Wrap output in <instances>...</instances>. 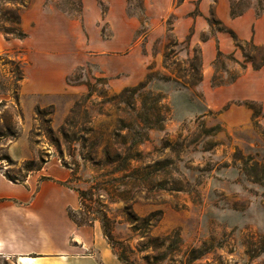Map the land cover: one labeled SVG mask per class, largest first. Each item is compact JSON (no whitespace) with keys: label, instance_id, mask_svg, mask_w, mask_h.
Masks as SVG:
<instances>
[{"label":"rangeland","instance_id":"rangeland-1","mask_svg":"<svg viewBox=\"0 0 264 264\" xmlns=\"http://www.w3.org/2000/svg\"><path fill=\"white\" fill-rule=\"evenodd\" d=\"M231 2L234 13L263 5ZM37 9L83 19L81 0H0V36L26 39L25 18ZM127 14L141 23L136 39L149 56L146 75L134 86H119L89 67L70 77L73 91L25 96L24 65L14 59L19 47H0V99L7 102L0 125L12 115L17 133L16 139L0 138V156L9 154L16 163L0 161V168L13 177L24 174L19 170L26 161L67 169L65 184L77 201L67 211L80 210L81 192L92 211L106 213L112 235L105 239L122 264H264L260 105L248 104V121L230 116L228 108L210 109L200 48L179 42L169 17L156 23L164 31L147 52L154 24L146 0H128ZM240 45L249 60L264 64L263 48ZM219 58L214 86L232 82L243 70L231 55ZM17 95L20 116L11 108ZM60 205H45L41 213L64 216ZM93 225L103 232L100 221Z\"/></svg>","mask_w":264,"mask_h":264},{"label":"crops","instance_id":"crops-1","mask_svg":"<svg viewBox=\"0 0 264 264\" xmlns=\"http://www.w3.org/2000/svg\"><path fill=\"white\" fill-rule=\"evenodd\" d=\"M104 1L106 11L99 0H81L82 21L56 9H37L25 18L29 23L26 39L8 42L0 36L1 49L19 47L14 59L24 65L23 95L73 91L70 77L89 67L122 87L143 80L149 56L136 39L141 23L127 14L128 0ZM262 3L260 11L252 4L234 13L231 0H146L147 15L154 24L146 35L147 52L163 34L164 28L157 22L172 17L176 39L200 48L209 108H228L230 116L248 121L253 118L248 104H259L264 114V64L255 67L234 37L240 44L264 49V0ZM219 51L221 56L231 55L243 70L232 82L214 86ZM69 176L67 169L47 163L20 184L0 170V264H122L98 226L79 227L69 216L67 208L77 206L74 191L65 184ZM50 204H61L64 216L42 214Z\"/></svg>","mask_w":264,"mask_h":264},{"label":"trees","instance_id":"trees-1","mask_svg":"<svg viewBox=\"0 0 264 264\" xmlns=\"http://www.w3.org/2000/svg\"><path fill=\"white\" fill-rule=\"evenodd\" d=\"M9 1H21V0H9ZM6 33H11L8 30H5ZM235 41H236V45L241 47L240 42L237 41L236 37ZM242 48V47H241ZM222 55V53L219 51L218 56L220 57ZM220 59V58H219ZM253 63L254 61L251 60ZM255 67H259L254 63ZM141 86V85H140ZM15 99V103L13 105H11V108H14L16 111V116H20L21 112L19 109V104L17 102L18 100V95L13 97ZM7 106V102L6 101H2L0 102V108ZM39 113H41L40 110H38ZM8 115V114H7ZM1 120L3 121V124L0 125V138L2 137H11L13 139L17 138V133L15 132V128H14V123L12 120V115H8V117H3L1 118ZM0 161H6L9 165H15L16 163L14 162V160L11 158V156L9 154H4L3 156H0ZM47 163L45 161H41L40 164H37L35 161H26L22 164L21 168H20V173L23 172L24 174H18L16 177H13L10 173H6L4 172L1 168L0 170L4 173V175L12 182L14 183H20V184H25L28 177L34 173H37L39 171H41L43 169V167L46 165ZM45 179V178H43ZM84 195L79 192V201H80V210L78 211H69V216L71 217V219L79 226H93L94 222L96 221H100L102 224V231H103V235L106 239H108L109 241L111 240V221L110 218L107 216L106 213L104 212H100V211H92L93 208H91L90 206H87L84 202ZM85 210V212H84ZM78 212V213H77ZM84 213V214H82ZM78 214H81V218L78 217ZM93 215V216H91ZM119 260H121V258H119Z\"/></svg>","mask_w":264,"mask_h":264}]
</instances>
